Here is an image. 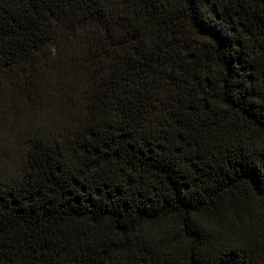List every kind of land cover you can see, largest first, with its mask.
<instances>
[{"label": "trees", "instance_id": "16d2710c", "mask_svg": "<svg viewBox=\"0 0 264 264\" xmlns=\"http://www.w3.org/2000/svg\"><path fill=\"white\" fill-rule=\"evenodd\" d=\"M0 264H264V0H0Z\"/></svg>", "mask_w": 264, "mask_h": 264}]
</instances>
